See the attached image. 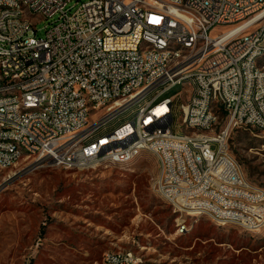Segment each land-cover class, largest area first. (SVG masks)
Returning <instances> with one entry per match:
<instances>
[{
    "label": "built area",
    "instance_id": "1",
    "mask_svg": "<svg viewBox=\"0 0 264 264\" xmlns=\"http://www.w3.org/2000/svg\"><path fill=\"white\" fill-rule=\"evenodd\" d=\"M70 2L32 0L33 17H26L21 0H0V162L17 157L5 135L20 136L32 149V171L104 164L64 151L63 142L75 146L78 139L105 147L116 160L136 161L154 142L124 117L144 96L161 95L163 104L148 107L149 116L171 117L159 130L157 145L167 147V156L154 155L155 186L168 191L174 214L185 207L194 219L213 213L222 226L232 219L247 232L264 229V189L248 181L242 166L222 170L225 159H235L225 137L242 128L264 131V0H89L73 13ZM41 20L50 23L37 37ZM176 41L189 42V58L170 52ZM173 65L180 72L171 73ZM82 88L92 89L93 99H84ZM33 103H43L47 114L15 119L22 105ZM123 122L132 129L123 130ZM181 126L194 127V139L175 151L165 135L181 138ZM205 137L214 144L204 145ZM186 221L177 218V226L186 229ZM104 263L143 259L114 249L104 253Z\"/></svg>",
    "mask_w": 264,
    "mask_h": 264
},
{
    "label": "rangeland",
    "instance_id": "2",
    "mask_svg": "<svg viewBox=\"0 0 264 264\" xmlns=\"http://www.w3.org/2000/svg\"><path fill=\"white\" fill-rule=\"evenodd\" d=\"M87 1L71 0L68 8L73 13ZM49 23L36 25L37 37ZM176 123L181 125L180 115ZM228 144L248 181L264 189V131L236 129ZM154 155L148 151L127 166H39L30 172L32 159L24 157L0 173V186L21 174L0 191V264H103L104 253L114 249L133 250L142 264H264V229L247 232L232 219L222 226L213 213L199 219L193 212L174 214L156 191ZM177 218L187 220L186 229L177 226Z\"/></svg>",
    "mask_w": 264,
    "mask_h": 264
},
{
    "label": "bare ground",
    "instance_id": "3",
    "mask_svg": "<svg viewBox=\"0 0 264 264\" xmlns=\"http://www.w3.org/2000/svg\"><path fill=\"white\" fill-rule=\"evenodd\" d=\"M21 12L26 17H33L32 0H21ZM170 52L180 54L181 58L190 57V49L188 41H176L170 45ZM261 59V58H260ZM264 67V66H262ZM180 72V65L171 66V73ZM0 73H3V66H0ZM183 85H192V78H183ZM17 95H24V88H17ZM82 96L84 99H93V92L90 88H82ZM163 104L161 95H146L142 99V104L138 105L133 113H126L128 119L133 120V130H136L140 137H147L149 131V139L154 144L148 145V151L160 155L167 156V147L160 146L161 131L164 125L171 124L170 116L148 115V107L160 106ZM82 111H91V104H82ZM47 107L43 103H33L22 105L20 111L15 112V119H26L34 115H46ZM132 129V122H123V130ZM189 134L181 132V138H177V134L165 135V142H172V149L175 151H184L190 148V141L194 139V127H187ZM195 139H202V131H195ZM230 137H225V144H228ZM5 142L11 145V151L17 154V157L11 160V164L0 162V173L11 169L17 162L24 157L32 159V149L26 143L22 142V138L18 135H5ZM214 144V137H205L204 145ZM64 151H72L75 155L88 156L90 160H97L104 164H113L119 166H127L134 162V159L116 160V155L110 154L105 147H91L88 139H78V145L74 146V142H63ZM27 159V158H26ZM239 164L235 159H225L222 163V170H230ZM156 191L162 197L168 199V191L164 188H156ZM175 211L188 212L185 207H176ZM189 213V212H188ZM190 215V213L188 214ZM108 264V263H107Z\"/></svg>",
    "mask_w": 264,
    "mask_h": 264
},
{
    "label": "water",
    "instance_id": "4",
    "mask_svg": "<svg viewBox=\"0 0 264 264\" xmlns=\"http://www.w3.org/2000/svg\"><path fill=\"white\" fill-rule=\"evenodd\" d=\"M33 168L34 167H29L28 169H27V171L26 172H30V171H32L33 170ZM23 174V173H22ZM19 176H21V174L20 175H15L14 177H11V178H9L7 181H5V183H3L1 186H0V191L2 190V189H4V188H6L7 186H9L10 184H12Z\"/></svg>",
    "mask_w": 264,
    "mask_h": 264
},
{
    "label": "crops",
    "instance_id": "5",
    "mask_svg": "<svg viewBox=\"0 0 264 264\" xmlns=\"http://www.w3.org/2000/svg\"><path fill=\"white\" fill-rule=\"evenodd\" d=\"M103 264H104V262H103Z\"/></svg>",
    "mask_w": 264,
    "mask_h": 264
}]
</instances>
